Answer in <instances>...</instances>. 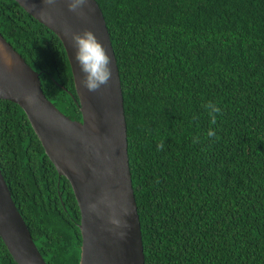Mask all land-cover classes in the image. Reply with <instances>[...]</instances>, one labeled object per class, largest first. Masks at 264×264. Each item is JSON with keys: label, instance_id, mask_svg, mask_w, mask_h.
<instances>
[{"label": "trees", "instance_id": "1", "mask_svg": "<svg viewBox=\"0 0 264 264\" xmlns=\"http://www.w3.org/2000/svg\"><path fill=\"white\" fill-rule=\"evenodd\" d=\"M96 1L120 76L144 264H264V0ZM0 33L46 97L80 118L59 37L16 0H0ZM208 102L221 109L215 124ZM0 169L45 262L79 264L71 185L7 99ZM0 264H17L1 236Z\"/></svg>", "mask_w": 264, "mask_h": 264}, {"label": "water", "instance_id": "2", "mask_svg": "<svg viewBox=\"0 0 264 264\" xmlns=\"http://www.w3.org/2000/svg\"><path fill=\"white\" fill-rule=\"evenodd\" d=\"M16 1L61 40L81 119L66 115L46 97L39 73L1 33L0 99L15 102L23 109L58 175L65 176L71 185L80 211L79 264H144L120 76L101 8L96 0H87L81 16L69 10V0H55L52 5L44 0ZM84 29L94 32L110 58V79L94 92L81 83L82 72L74 58L71 33ZM5 55L11 64L5 62ZM0 236L17 264H47L12 199L1 169Z\"/></svg>", "mask_w": 264, "mask_h": 264}, {"label": "clouds", "instance_id": "3", "mask_svg": "<svg viewBox=\"0 0 264 264\" xmlns=\"http://www.w3.org/2000/svg\"><path fill=\"white\" fill-rule=\"evenodd\" d=\"M86 2L87 0H69L68 8L70 11L83 16L82 7ZM44 3L52 5L55 0H44ZM40 14L44 15L43 12ZM71 38L75 48L74 58L82 72L81 83L88 91H97L101 85L108 83L111 76V69L109 68L110 58L107 51L90 29H84L80 33L73 32L71 33ZM4 60L8 64L12 63V60L7 55H5ZM25 99L30 102L28 97ZM205 108L209 111L211 122L215 124L216 113H219L221 109L212 102L205 104ZM207 135L214 137L216 132L210 129ZM158 148L162 149L163 145H158Z\"/></svg>", "mask_w": 264, "mask_h": 264}, {"label": "flooded vegetation", "instance_id": "4", "mask_svg": "<svg viewBox=\"0 0 264 264\" xmlns=\"http://www.w3.org/2000/svg\"><path fill=\"white\" fill-rule=\"evenodd\" d=\"M78 120H80L81 119V117L80 118H78V117H76Z\"/></svg>", "mask_w": 264, "mask_h": 264}]
</instances>
